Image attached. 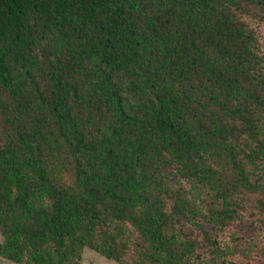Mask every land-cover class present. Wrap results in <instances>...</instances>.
<instances>
[{
  "label": "trees",
  "instance_id": "obj_1",
  "mask_svg": "<svg viewBox=\"0 0 264 264\" xmlns=\"http://www.w3.org/2000/svg\"><path fill=\"white\" fill-rule=\"evenodd\" d=\"M264 0H0V257L264 264Z\"/></svg>",
  "mask_w": 264,
  "mask_h": 264
},
{
  "label": "rangeland",
  "instance_id": "obj_2",
  "mask_svg": "<svg viewBox=\"0 0 264 264\" xmlns=\"http://www.w3.org/2000/svg\"><path fill=\"white\" fill-rule=\"evenodd\" d=\"M249 25L256 31L259 37V41L262 44V48L264 49V23L248 20ZM258 237L264 238V228L263 232H257L256 234ZM2 242V236L0 235V243ZM0 264H16L11 261L2 259L0 257ZM82 264H118L114 261L108 260L99 254L86 249L84 251V256L82 259Z\"/></svg>",
  "mask_w": 264,
  "mask_h": 264
}]
</instances>
